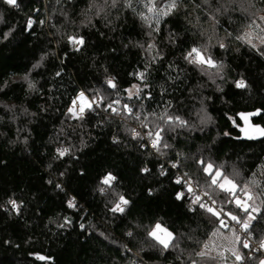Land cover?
Returning <instances> with one entry per match:
<instances>
[{
    "label": "trees",
    "instance_id": "obj_1",
    "mask_svg": "<svg viewBox=\"0 0 264 264\" xmlns=\"http://www.w3.org/2000/svg\"><path fill=\"white\" fill-rule=\"evenodd\" d=\"M147 2L0 0V264H209L197 253L218 222L191 210L187 195L177 198L185 173L204 184L201 159L230 178L238 172L241 186L255 174L260 212L250 240H264V136L246 135L264 129V0H176L158 30L155 19L152 27L141 19L153 16ZM154 2L159 9L171 0ZM246 32L256 48L236 38ZM69 37L83 38L79 50ZM193 47L223 68L188 63ZM113 78L115 89L106 83ZM240 80L246 87H236ZM134 84L142 91L129 100ZM80 92L105 100L75 120L68 109ZM116 99L147 116L148 128L105 111ZM165 112L187 125L165 123ZM155 125L164 129L160 152L144 147ZM131 128L144 138L133 139ZM61 148L69 149L63 157ZM108 174L110 187L101 183ZM121 195L129 203L114 213ZM225 210L245 216L234 204ZM157 223L173 235L167 249L148 235ZM237 247L243 259L232 256L233 264L264 260Z\"/></svg>",
    "mask_w": 264,
    "mask_h": 264
},
{
    "label": "snow or ice",
    "instance_id": "obj_2",
    "mask_svg": "<svg viewBox=\"0 0 264 264\" xmlns=\"http://www.w3.org/2000/svg\"><path fill=\"white\" fill-rule=\"evenodd\" d=\"M6 2L9 5L16 6L17 0H6ZM113 5H115V0H113ZM129 6H131L129 4ZM144 7L147 9L148 13L153 14V16L149 17L147 15L141 14V19H143L146 23H148L149 27H152L151 20L155 19L157 29L160 18L163 16H168L173 9L176 7V0H171L170 3L165 4L163 7L157 9L154 0H148L147 3L144 4ZM260 20L264 21V17H260ZM34 22L32 20L28 21V27L31 28L32 24ZM42 23V22H41ZM255 24L257 28H260L261 26L259 24H256L255 21L252 22V24L249 25V27H252V25ZM264 31V29H261ZM151 34V33H149ZM252 33L246 32L242 36L236 37L239 40L244 41L245 43L251 45L253 48H256V44L253 43L252 39ZM260 41L262 44H264V37L260 38ZM69 42L74 45H83L84 41L83 38H76V37H69ZM219 46L221 48L225 47V45L220 42ZM155 45L149 44L148 45V51L151 52L154 49ZM77 50L79 48L77 47ZM207 52V48H205L203 51L200 48L193 47L191 51H189L186 56L184 57L185 60L188 61L190 64H194L197 67L201 65H206L208 68H216L217 72L220 71V69L223 68V65H218L211 56H206L205 53ZM155 59V57H153ZM203 71V69H201ZM59 75V73H57ZM139 79H144V73L141 72L139 74ZM27 79V77H25ZM107 85L110 88L115 89L116 84L114 83V78L109 79L106 81ZM28 87L34 88L35 85L29 82ZM237 88H244L246 87V83L244 80H240L236 82ZM127 92V98L130 100L134 96L139 98L140 92L142 89L138 85H132L131 88L125 90ZM105 97L103 95L93 96L91 100H89L84 92H80L77 98L73 99L71 107L68 109V113L71 115L74 119H83L84 113L86 109L91 110L93 106L95 105L96 108H100L101 105L104 104ZM105 111L110 110L113 114L118 116H123L126 119L127 118H134L137 121H140L141 126L144 128H148V124L145 123L147 121L148 117L145 116L143 120L141 119V115L138 111L134 112L133 108L130 107L127 103L121 105V101L119 99L110 101L106 105H104ZM254 113L253 115H255ZM160 119L164 120L165 123L172 125L175 124L176 127L186 126L187 122L183 119H181L179 116H169L167 112H165ZM246 119V118H245ZM243 131V129H241ZM130 133H132V138H141L144 137L139 133L135 128L128 129ZM164 131L162 127L159 125H155L152 130L147 131L146 135L147 138L151 140V146L153 149H155L157 152H160L161 150V141L162 136L161 133ZM254 131L259 132L260 135H264V129L257 128L254 129ZM248 138H254L253 136H249ZM163 147L167 148L169 145L164 144ZM58 155L63 157L66 153L69 152L68 148H61L57 149ZM198 164L201 166V170L204 173L205 176V182L203 185H201L199 178H197L195 181L191 176L188 175V173L184 174V177L177 178L176 183H184L186 187L187 193H189L192 197L191 203L193 205H199L201 209H203L205 212L209 213L211 217L215 218V221L218 222V226L216 229L211 233L209 241L205 242L203 244V250L197 253L200 257H207L209 256V249L210 246L212 248L217 247L215 244V238L218 236H223L222 230L227 229L231 236H224L225 240H229V242L233 245L231 248L225 249L226 251L231 252V254L235 257L236 261H241L243 259L242 255L239 252L238 245H242L243 248L248 249L250 247V238H251V232L249 231L252 225V222L256 220L257 215L260 212V209L255 205V201L259 198L257 194L254 193L253 188L250 186L259 187V181L255 179V174L253 175V178L248 182L243 184V186L239 185L236 182V177L239 176L238 172H233L231 178L229 175L224 174V172L217 167H214V165L211 162H206L205 160L201 159L198 161ZM173 167H177L176 164H173ZM143 171H147V169H144ZM115 180V177L111 174H108L103 178L101 181L102 184L108 185L109 187L112 184V181ZM59 187V185H58ZM217 190L219 192L227 194V199L223 202H218V200L215 198L217 195ZM101 192H105V188L100 189ZM184 193L178 194V199L183 197ZM207 198V199H205ZM8 203L12 206V209L19 212L20 205L16 203L15 200H9ZM129 203L127 199L124 198V196H119L118 201L114 204L111 211L112 212H120L123 213L125 210V206ZM229 204H234L236 209H239L241 213H244L245 216L241 217L238 214H235L233 211H226V207ZM69 207H74L75 203L74 201H69L68 204ZM257 214V215H254ZM239 226V232L247 234V237L243 240L241 239V235L237 234V227ZM83 227V226H81ZM129 236H131V233H128ZM148 235L152 237L154 240H156L159 244L163 245L165 249L169 247V243L173 239V235L171 232H169L166 228H163L160 223H157L154 228L149 231ZM260 249H264V240H261ZM218 255L221 258H224V253L219 252ZM38 259L45 260L47 259L44 256H39ZM212 259H215L214 257ZM260 264H264V260L260 261Z\"/></svg>",
    "mask_w": 264,
    "mask_h": 264
},
{
    "label": "rangeland",
    "instance_id": "obj_3",
    "mask_svg": "<svg viewBox=\"0 0 264 264\" xmlns=\"http://www.w3.org/2000/svg\"><path fill=\"white\" fill-rule=\"evenodd\" d=\"M81 45H77V46H74L76 49L77 47L79 48ZM202 67L204 68H207V69H211V68H208L206 65H201ZM85 96L91 100V98H89V96L87 94H85ZM135 97V96H134ZM133 97V98H134ZM88 109H86L85 113H84V116H83V119L86 117L87 113H88ZM74 119V118H73ZM75 120H82V119H75ZM246 135L248 136H253V137H262L264 135H260L259 132H256L254 131V129H249L247 130L246 132ZM256 215V214H254ZM163 227V226H162ZM237 227V234L241 235V239L243 240L244 238H246L247 236H245L243 233L240 234L239 232V226H236ZM165 228V227H163ZM169 231V230H168ZM170 232V231H169ZM223 232V236H218L215 238V244L217 245V247L215 248H212L210 246V249L208 250L209 251V256H207V260L209 262V264H233L232 261H229V259L233 256L231 254V252L229 251H226L225 249L227 248H231L233 245L229 242V240H225L224 239V236H231V233L229 231H227V229L225 230H222ZM173 240V239H172ZM172 242V241H171ZM171 242L169 243V246L171 244ZM257 245H260V244H257ZM163 246V245H162ZM262 253H264V249H260ZM219 252H223L224 253V258H221L218 253ZM215 258V259H212V258ZM234 257V256H233ZM234 261L237 262L235 260V257H234Z\"/></svg>",
    "mask_w": 264,
    "mask_h": 264
},
{
    "label": "built area",
    "instance_id": "obj_4",
    "mask_svg": "<svg viewBox=\"0 0 264 264\" xmlns=\"http://www.w3.org/2000/svg\"><path fill=\"white\" fill-rule=\"evenodd\" d=\"M76 98H77V97H76ZM123 104H124V103L121 102V105H123ZM93 107H95V105H94ZM145 141H146V142H145V144H144V147L148 148L149 150L154 151L155 149H153L152 146H151V140L148 139L147 137H145ZM183 193H184L183 197L187 195L188 198H189V201H190V208H191V210H193L195 207L199 206L198 204H197V205H193V204L191 203L192 197H191V195H190L189 193H187V191H186V187H185V191H184ZM205 199H207V198H205ZM240 234H241V232H240ZM243 234L245 235V233H243ZM241 235H242V234H241ZM249 242H250V246L252 247V249L254 250V252H256V253L261 252L259 245L255 244V243H252L251 240H250Z\"/></svg>",
    "mask_w": 264,
    "mask_h": 264
},
{
    "label": "water",
    "instance_id": "obj_5",
    "mask_svg": "<svg viewBox=\"0 0 264 264\" xmlns=\"http://www.w3.org/2000/svg\"><path fill=\"white\" fill-rule=\"evenodd\" d=\"M113 89V88H112Z\"/></svg>",
    "mask_w": 264,
    "mask_h": 264
}]
</instances>
